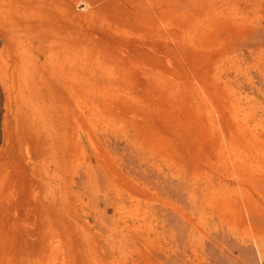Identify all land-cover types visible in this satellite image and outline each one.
<instances>
[{
  "label": "rangeland",
  "instance_id": "374dc122",
  "mask_svg": "<svg viewBox=\"0 0 264 264\" xmlns=\"http://www.w3.org/2000/svg\"><path fill=\"white\" fill-rule=\"evenodd\" d=\"M0 264H264V0H0Z\"/></svg>",
  "mask_w": 264,
  "mask_h": 264
}]
</instances>
